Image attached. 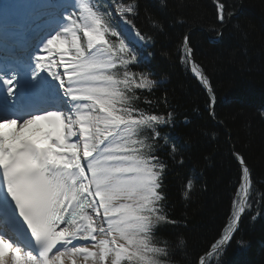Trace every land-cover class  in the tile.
Instances as JSON below:
<instances>
[{
    "label": "snow or ice",
    "instance_id": "obj_1",
    "mask_svg": "<svg viewBox=\"0 0 264 264\" xmlns=\"http://www.w3.org/2000/svg\"><path fill=\"white\" fill-rule=\"evenodd\" d=\"M69 6L74 11L58 14L30 58L0 67V264H164L168 250L153 242L155 226L166 220L158 206L164 165L144 154L151 152L146 139L135 137L143 130L158 137L156 126L168 121L139 112L127 95L133 84L148 89L154 82H136L127 70L135 55L123 39H108L130 36L127 25L112 29L89 0ZM224 7L218 6L221 22ZM183 47L190 55L187 36ZM70 53L66 84L55 57L63 62ZM239 163L246 199L249 169L243 158ZM100 209L102 222L90 214L100 217ZM244 211L234 213L230 231ZM24 238L27 247L18 242ZM230 239L226 233L211 248L219 251Z\"/></svg>",
    "mask_w": 264,
    "mask_h": 264
},
{
    "label": "trees",
    "instance_id": "obj_2",
    "mask_svg": "<svg viewBox=\"0 0 264 264\" xmlns=\"http://www.w3.org/2000/svg\"><path fill=\"white\" fill-rule=\"evenodd\" d=\"M94 1L112 29L125 17L143 36L140 58L127 70L136 82L155 81L148 89L133 84L127 95L139 112L168 121L156 126L158 137L151 130L135 137L146 139L151 152L144 154L164 165L159 191L165 198L158 206L166 220L155 226L153 242L169 255L160 259L197 264L222 239L240 207L243 158L249 169L245 211L230 241L204 264H264V0H98V7ZM128 5L134 11L122 12ZM84 41L80 33L86 47ZM114 71L123 79L124 68Z\"/></svg>",
    "mask_w": 264,
    "mask_h": 264
},
{
    "label": "rangeland",
    "instance_id": "obj_3",
    "mask_svg": "<svg viewBox=\"0 0 264 264\" xmlns=\"http://www.w3.org/2000/svg\"><path fill=\"white\" fill-rule=\"evenodd\" d=\"M14 0H0V6L2 5V3H5L6 5H9L10 3H12ZM37 4H39V5H41V4H43L44 3V0H34ZM54 3V2H53ZM54 5H56V8L55 7H53V8H55V9H57L58 7H59V9L64 5V3L63 2H61V0H55V3H54ZM96 6H98V4H96ZM23 7V6H22ZM23 8H25V7H23ZM26 10H27V8L26 9H24V13L26 12ZM52 12H54V10L53 11H51V12H49V14L50 13H52ZM34 12H32V13H29L30 15L31 14H33ZM36 14H38V12H36ZM80 13L78 12V15H79ZM77 15V16H78ZM35 17H37V16H34V18ZM46 18V17H45ZM43 19V18H42ZM36 22V23H35ZM35 22L34 21H32L31 19H27V23L28 24H33L34 23V26L32 27V28H34V27H37V26H41V27H43L42 26V24H43V22L42 21H39V19H37V20H35ZM118 25H127V29H130L131 30V35L130 36H128V35H122V36H119V38L120 39H123L124 40V42H125V44H127L128 46H129V44H133V45H136V46H138V45H140L141 44V42H142V38H141V35H139L138 33H137V31L127 22V20H125V18H123V17H119L118 19H117V21L115 22V28H116V31L117 32H120V27H118ZM127 29H126V31H127ZM80 33H82V35L84 36V34H83V31L81 30V31H79L78 33H77V35L79 36V38H80ZM85 37V36H84ZM133 38H134V40H133ZM84 43L87 45V38L85 37V41H84ZM57 57H58V55L55 57V60H56V62L58 63V59H57ZM68 57V58H67ZM70 57V58H69ZM72 59V57L71 56H69V54H66L65 55V57H64V61H63V71H64V69H65V67H64V63H68V61L69 60H71ZM63 71H60L59 73H61V72H63ZM62 74V73H61ZM150 80H152L153 82L155 81V80H153V79H150Z\"/></svg>",
    "mask_w": 264,
    "mask_h": 264
},
{
    "label": "bare ground",
    "instance_id": "obj_4",
    "mask_svg": "<svg viewBox=\"0 0 264 264\" xmlns=\"http://www.w3.org/2000/svg\"><path fill=\"white\" fill-rule=\"evenodd\" d=\"M61 2H65V1H61ZM70 3H71V1H70ZM65 4V3H64ZM29 7L30 6H27V7H25V8H23L22 6H15V8L13 9V10H11V8H9V6H8V8L6 9H3V10H1L0 11V24H2L3 22H5V20H6V17H7V15L8 14H10V13H14V12H16L17 14H20L21 15V23H20V25H19V28L21 29V30H25V31H27V32H31V31H33L35 28H37V27H39V26H37V27H34V28H32L33 26H34V23L33 24H28L27 23V10L29 9ZM27 8V10H26V12L24 13V9H26ZM53 13V12H52ZM35 16V15H34ZM34 16H33V19L34 20H37L38 19V17H35L34 18ZM40 18V17H39ZM40 19H42V18H40ZM47 20V19H46ZM35 22V21H34ZM36 23V22H35ZM10 37H5V39H9ZM7 40H4V42H6ZM70 56V55H69ZM68 58V57H67ZM70 58V57H69ZM57 59L59 60L58 61V63H59V67H57L55 70L56 71H63V62H60V57L58 56L57 57ZM65 62V61H64ZM64 64H66V63H64ZM64 72H65V69H64V71L63 72H61L62 74V76L64 77V79H65V82H66V84H67V77L66 76H64ZM55 83V82H54ZM73 118H75V116L73 117ZM97 199V201H98V198H96ZM100 211V217H96V214L95 213H92L91 211H90V214L91 215H93L94 216V218H96L97 219V221L98 222H102V218H103V209H100L99 210ZM104 226L106 227L107 225H106V223H104ZM86 246H89L90 247V245H86ZM70 263V262H69ZM78 264H80V262H78Z\"/></svg>",
    "mask_w": 264,
    "mask_h": 264
},
{
    "label": "water",
    "instance_id": "obj_5",
    "mask_svg": "<svg viewBox=\"0 0 264 264\" xmlns=\"http://www.w3.org/2000/svg\"><path fill=\"white\" fill-rule=\"evenodd\" d=\"M189 55V54H188ZM189 59H191V54L189 55ZM203 75V74H202ZM204 77V76H203ZM201 79V78H200ZM244 166H246L247 167V165L244 163ZM248 168V167H247ZM240 206H243V207H245V196H244V193H243V195H242V197H241V200H240ZM242 215V214H241ZM236 227V226H235ZM233 231H228L227 232V234H231ZM213 250H215V249H213Z\"/></svg>",
    "mask_w": 264,
    "mask_h": 264
}]
</instances>
